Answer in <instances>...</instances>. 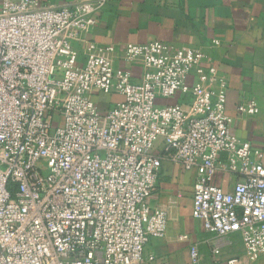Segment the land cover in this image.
I'll use <instances>...</instances> for the list:
<instances>
[{"label": "built area", "instance_id": "2783aa9c", "mask_svg": "<svg viewBox=\"0 0 264 264\" xmlns=\"http://www.w3.org/2000/svg\"><path fill=\"white\" fill-rule=\"evenodd\" d=\"M105 2L0 0V264H142L167 232L149 204L165 160L197 173L192 217L218 238L240 234L246 260H258L264 163L235 135L224 88L204 86L215 82L204 53L129 45L136 81L102 55L112 47L87 42L81 65L73 41ZM185 264H203L196 246Z\"/></svg>", "mask_w": 264, "mask_h": 264}, {"label": "crops", "instance_id": "0c3cea01", "mask_svg": "<svg viewBox=\"0 0 264 264\" xmlns=\"http://www.w3.org/2000/svg\"><path fill=\"white\" fill-rule=\"evenodd\" d=\"M37 1L59 8L74 0ZM153 41L174 50L204 53L203 67L215 77L213 84L206 82L204 86L216 92L224 88L225 113L233 120L235 135L259 151V160L264 163V0H106L98 24L80 34L73 46L80 53L81 65L85 43L112 47V52L102 55L115 69L131 70L139 81L141 74L124 60L125 50L132 44ZM111 98L120 99L107 97ZM251 104L258 109L255 115L246 111ZM196 178L195 170L186 171L179 164L164 161L149 204L166 213L167 232L164 238L150 240L142 264H185L192 246L198 248L203 264H227L231 258L245 256L241 235L218 238L192 217ZM233 182V177L224 175L216 179L228 190ZM231 242H237V247L229 248ZM244 264H264V255Z\"/></svg>", "mask_w": 264, "mask_h": 264}, {"label": "rangeland", "instance_id": "374dc122", "mask_svg": "<svg viewBox=\"0 0 264 264\" xmlns=\"http://www.w3.org/2000/svg\"><path fill=\"white\" fill-rule=\"evenodd\" d=\"M104 100H105V99H104ZM104 100H103V101H104ZM109 101L112 103V102L115 101V99H114V98H111ZM239 235H240V234H239ZM233 247H234V248L237 247V242H231V243H230L229 248H233ZM239 258H240L241 260H243V262L246 260V259H245V256H241V257L239 256Z\"/></svg>", "mask_w": 264, "mask_h": 264}]
</instances>
